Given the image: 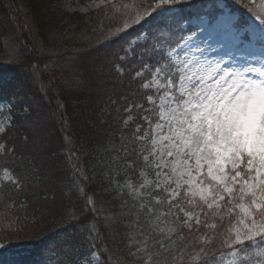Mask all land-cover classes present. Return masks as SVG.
Returning a JSON list of instances; mask_svg holds the SVG:
<instances>
[{"label": "trees", "instance_id": "16d2710c", "mask_svg": "<svg viewBox=\"0 0 264 264\" xmlns=\"http://www.w3.org/2000/svg\"><path fill=\"white\" fill-rule=\"evenodd\" d=\"M60 1L0 0V103L12 117L0 136L7 149L0 151V169L22 184L0 186V264H83L91 247L99 264H117L118 258L135 264L127 257L126 233L137 202L119 187L129 175L124 149L131 151L132 131L143 123L124 121L143 109L125 108L149 107L150 93L140 84L150 74L134 76L152 62V36L164 21L149 17V23L117 32L121 20L105 7L68 12L57 6ZM245 3L181 0L165 36L181 44L194 32L191 25L182 29L183 23L212 24L225 9L237 17L235 28L244 29L252 20ZM13 7L21 43L11 55L5 39L14 26ZM24 20L30 30L21 39Z\"/></svg>", "mask_w": 264, "mask_h": 264}, {"label": "snow or ice", "instance_id": "6c2138e0", "mask_svg": "<svg viewBox=\"0 0 264 264\" xmlns=\"http://www.w3.org/2000/svg\"><path fill=\"white\" fill-rule=\"evenodd\" d=\"M180 2L93 0L121 20L117 32L149 17L164 21L152 36V62L134 76L150 74L140 84L149 107L125 108L143 109L124 121H143L132 131L131 151L124 149L129 175L122 187L137 202L127 257L135 264H264V0L244 4L253 23L234 36L246 55L232 70L175 52L181 45L165 30ZM11 120L0 121V135ZM0 172V186L22 187L9 169Z\"/></svg>", "mask_w": 264, "mask_h": 264}, {"label": "rangeland", "instance_id": "374dc122", "mask_svg": "<svg viewBox=\"0 0 264 264\" xmlns=\"http://www.w3.org/2000/svg\"><path fill=\"white\" fill-rule=\"evenodd\" d=\"M57 6L65 11L78 13H87L104 7L103 5L97 6L93 3V0H61L57 3ZM12 13L14 26L13 29L8 30L5 42L8 44V50L11 51V55H14L18 49V42L21 43L20 35H17L19 27L16 24L20 21V19L18 18V10L15 7L12 8ZM24 21L25 23L22 22L20 25L22 28L21 39L25 30H30L26 20ZM230 23L232 25L231 31L228 28ZM251 23H253L252 20L249 24ZM236 24L237 17L231 14L227 9L224 10L223 16H220L212 24H210L207 19L192 20L189 23H183L181 26L182 29H186L188 25H191L194 32L184 38L180 44L181 46L177 47L175 52L179 54L181 59H190L192 61L198 60L201 64L215 65L219 63L222 68L227 66L230 70H232L243 63L241 57L246 55L244 45L239 43L234 36L236 34L246 35V29L248 26L244 29L238 30L235 28ZM24 39L23 44L28 47L27 39ZM33 42L36 43L35 37H33ZM23 44H21V47ZM136 44H138V41L132 42L130 47L127 49V53H129ZM28 50L31 51V48L28 47ZM252 63L254 66L258 67V62L252 61ZM9 115V106L5 102H1L0 121ZM128 123H130V121ZM4 175L5 173L1 172L0 177ZM125 179L119 189L122 192L128 193L127 188L122 187L125 183ZM2 248L4 247L0 246V249ZM93 252H96L99 255L98 250L95 247H91L88 257L82 261L83 264H99V259L97 260L92 256Z\"/></svg>", "mask_w": 264, "mask_h": 264}]
</instances>
